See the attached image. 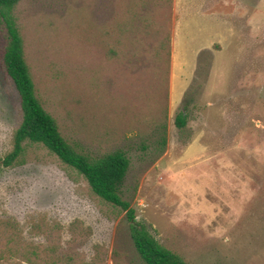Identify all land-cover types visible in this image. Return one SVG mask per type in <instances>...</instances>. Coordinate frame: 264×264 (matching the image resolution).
Returning <instances> with one entry per match:
<instances>
[{
    "label": "rangeland",
    "instance_id": "rangeland-1",
    "mask_svg": "<svg viewBox=\"0 0 264 264\" xmlns=\"http://www.w3.org/2000/svg\"><path fill=\"white\" fill-rule=\"evenodd\" d=\"M15 15L63 136L129 157L137 220L189 264H264V0H22ZM6 42L0 20V160L22 121ZM22 160L0 164V223L59 264H146L128 210L41 143Z\"/></svg>",
    "mask_w": 264,
    "mask_h": 264
},
{
    "label": "trees",
    "instance_id": "trees-1",
    "mask_svg": "<svg viewBox=\"0 0 264 264\" xmlns=\"http://www.w3.org/2000/svg\"><path fill=\"white\" fill-rule=\"evenodd\" d=\"M22 0H0V20L5 26L7 42L2 53L5 72L13 80L21 100L22 121L12 138V150L0 160L4 166L22 163L27 143H41L88 180L93 191L104 200L128 210L132 237L146 264H189L183 255L162 244L149 227L137 220L130 202L122 196V185L130 168L123 151L93 158L76 149L63 136L56 118L49 113L37 95L31 66L25 52L15 9ZM185 113L177 118L180 128L187 125ZM44 253L27 242L12 220L0 223V264H59L62 259L53 252ZM19 257V258H18Z\"/></svg>",
    "mask_w": 264,
    "mask_h": 264
}]
</instances>
